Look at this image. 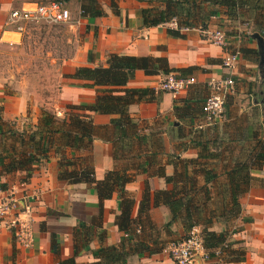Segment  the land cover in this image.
<instances>
[{
    "label": "crops",
    "instance_id": "1",
    "mask_svg": "<svg viewBox=\"0 0 264 264\" xmlns=\"http://www.w3.org/2000/svg\"><path fill=\"white\" fill-rule=\"evenodd\" d=\"M39 1L51 0H17L15 6L6 9L5 17L13 8ZM63 1L70 11L73 22L69 27L75 37L76 51L66 64L70 74L79 67H102L108 55L116 54L164 58L169 69H189V74H183L195 77L197 84L174 97L157 89L166 74L149 76L143 71L135 72L125 88L148 91L128 107V115L136 124L138 135L146 140L138 152L139 157L132 152L129 158L114 160L112 144L100 139L93 141L89 151L62 150L57 153L59 136L54 135L51 138L53 148L47 159L36 165L30 177L22 182L24 172L4 174L2 171V161L12 144L4 131V135H0V184L14 188L18 195H35L36 201L32 203L30 213L24 216L32 230V247L23 248L10 231L0 228V264H57L51 253L52 235L59 245L61 259L74 257L77 249L76 264H92L97 261L98 249L117 247L124 237L115 225V218L120 213L117 193L104 200L100 210L93 185L70 184L58 179L60 155L64 154L67 160L87 159L94 168L97 181L114 170L132 175V181L125 185V192L134 200L133 218L137 216L147 185L149 217L156 229L146 232V243L155 248V243L158 247L165 246L187 234L179 220L171 221L167 207L153 204L155 192L173 188V184L165 179L187 173L199 187L206 185L211 198L219 200L224 197L227 204L226 172L240 159L244 150L264 139V0H248V6L232 17L225 14L222 7H209L217 15L204 28L179 31L184 38L169 36L168 30H176L169 23L156 27L143 25L140 11L158 6L155 4L138 0H95L104 15L82 17L80 5L83 0ZM112 1L116 3L117 12L111 7ZM244 18L255 30L246 35L243 48H240L241 58L234 72L235 86L226 99L224 114L214 125H207L202 112L208 94L205 83L227 73L221 68L222 48L209 43L204 31L231 30L232 26H240L239 21ZM4 19L0 24V46L19 45L21 35L3 32ZM230 38V45L237 46L242 41L237 42L235 35ZM241 50L247 52L243 54ZM85 83L66 78L56 93H46L34 88L43 85L41 79L22 77L20 81H9L13 92H6L0 80V122L9 124V129L19 134L35 129L42 111L62 120L69 112L67 107L92 105L100 94L102 88H85L82 86ZM178 112L182 113L178 115ZM90 117L94 125L108 126L114 116L91 113ZM200 136L217 140L216 143H206L207 152L213 155L210 159H198ZM250 175L249 186L239 198L238 216L229 221L214 220L209 226V230L217 234L227 233L231 249L244 250V258L231 262L232 256L220 252L206 261L196 259L193 264H264V165L252 170ZM205 177L209 179L207 184ZM125 262L174 264L161 252L129 255Z\"/></svg>",
    "mask_w": 264,
    "mask_h": 264
},
{
    "label": "trees",
    "instance_id": "2",
    "mask_svg": "<svg viewBox=\"0 0 264 264\" xmlns=\"http://www.w3.org/2000/svg\"><path fill=\"white\" fill-rule=\"evenodd\" d=\"M155 4L140 11L143 25L156 27L175 21L178 29L168 30V35L173 38H184L180 34V28H204L217 12L209 7H222L229 17L239 14V11L248 6V0H138ZM111 7L117 12L115 1ZM82 17H99L104 13L97 6L95 0H83L80 5ZM232 15V16H231ZM244 54L247 50H241ZM136 71H143L146 75L154 76L158 73L171 72L188 73L189 69H169L164 58L108 55L106 64L102 67H79L68 78L86 82L85 88L99 87L100 94L96 96L94 103L89 106H69V112L62 120H57L53 115L42 111L38 126L29 133L25 131L17 134L4 122H0V135L7 131L12 144L6 152L1 168L4 174L24 172L25 182L30 177L34 167L45 161L53 148L52 137L59 136L60 146L55 148L60 151L91 150L92 143L96 139L109 142L113 146L114 160H124L130 157V153L138 152L146 142L145 138L138 135V128L128 115V107L148 93L143 89H127L125 86L134 78ZM189 74V73H188ZM189 76V75H188ZM183 112V109L181 110ZM82 112V113H81ZM181 112V113H182ZM91 113L114 116L108 126H96L90 117ZM181 113H177L180 115ZM3 127L5 129L3 130ZM58 141V140H57ZM214 139H204L200 136L197 147L200 148L198 159H210L213 155L207 152L206 143H216ZM244 154L235 161L233 167L226 172L225 186L226 199H213L208 188L199 187L196 180L187 173H180L175 177L166 178V182L172 183V190H163L154 193V206L163 205L171 214V221L179 220L185 230L189 232L194 227L201 229L205 248L210 251V256L216 249L227 257L232 256V261L238 262L244 258L245 251L231 249L227 241L228 234H217L210 231L209 226L214 220L223 219L229 221L240 213L239 198L249 186L252 170H257L264 165V139L258 140L251 148L243 151ZM202 153V154H201ZM60 171L58 179L70 184H86L95 187L99 208L101 210L104 200H108L114 193L119 199L120 213L115 218V225L123 233L120 244L109 247H101L96 251L97 261L92 264H126L125 259L129 255H141L143 253L161 252L164 246L151 248L146 243V232L155 230L149 217L150 192L145 186L143 199L140 202L136 218L132 217L134 200L127 197L125 185L133 179L123 171H110L103 180L94 178V168L87 159L72 158L67 160L65 155H60ZM77 167H79L77 169ZM209 179L205 177L206 184ZM2 188H5L0 184ZM217 203V206H216ZM216 208L213 209V207ZM167 226V225H166ZM83 228V227H82ZM51 253L57 264H76L74 257L61 259V251L56 243L55 236H51Z\"/></svg>",
    "mask_w": 264,
    "mask_h": 264
},
{
    "label": "built area",
    "instance_id": "3",
    "mask_svg": "<svg viewBox=\"0 0 264 264\" xmlns=\"http://www.w3.org/2000/svg\"><path fill=\"white\" fill-rule=\"evenodd\" d=\"M63 0H51L46 3H24L20 7L11 9L3 22V32L25 35L30 30L43 26L66 25L71 21L70 11ZM174 29H178L175 21L169 22ZM192 28H180L179 31H190ZM204 35L209 43L222 48L224 55L221 59V68L226 75L218 79H208L206 88L208 94L203 102V120L207 125H214L223 115L226 99L235 86L234 72L241 58L237 46L230 51L231 38L222 29L205 30ZM234 38V37H233ZM240 35H235L237 42ZM197 80L192 76H182L177 72L166 74L158 84L157 89L176 97L188 91ZM36 201L35 195H18L14 188L0 186V228L10 231L15 240L23 248H31L33 235L27 219L24 217L31 211L32 203ZM218 248L213 254H220ZM161 253L166 255L174 264H193L196 259L208 260V251L203 242L198 227L192 228L184 238L166 244Z\"/></svg>",
    "mask_w": 264,
    "mask_h": 264
},
{
    "label": "rangeland",
    "instance_id": "4",
    "mask_svg": "<svg viewBox=\"0 0 264 264\" xmlns=\"http://www.w3.org/2000/svg\"><path fill=\"white\" fill-rule=\"evenodd\" d=\"M16 4L17 0H0V24L5 17L6 9ZM72 22L66 25L38 27L22 35L19 45L0 46V80L4 91L13 92L9 81H20L22 77L41 79L43 85L35 86V90L56 93L61 88L64 79L71 75L66 65L68 59L76 51L74 31L69 27ZM239 22L242 25L232 26L231 30H226V34L242 37L241 43L237 45L240 51L244 38L255 28L245 18ZM233 46L235 45L229 47L230 51L235 49Z\"/></svg>",
    "mask_w": 264,
    "mask_h": 264
},
{
    "label": "water",
    "instance_id": "5",
    "mask_svg": "<svg viewBox=\"0 0 264 264\" xmlns=\"http://www.w3.org/2000/svg\"><path fill=\"white\" fill-rule=\"evenodd\" d=\"M256 38L260 40V38L258 36H256Z\"/></svg>",
    "mask_w": 264,
    "mask_h": 264
}]
</instances>
